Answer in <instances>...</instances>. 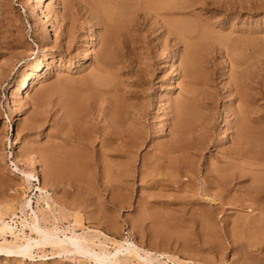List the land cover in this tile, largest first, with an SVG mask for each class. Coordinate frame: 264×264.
Listing matches in <instances>:
<instances>
[{"label": "rangeland", "instance_id": "1", "mask_svg": "<svg viewBox=\"0 0 264 264\" xmlns=\"http://www.w3.org/2000/svg\"><path fill=\"white\" fill-rule=\"evenodd\" d=\"M33 3L0 0V209L6 216L13 211L20 215L26 198L36 207L37 181L28 188L17 166L41 180L59 226L139 244L164 254L168 264H264V226L253 225L264 217L259 208L264 199L245 195L255 175L264 178V0H47L41 6L47 24ZM106 9L116 13L112 26L105 23ZM189 49L192 62L186 69ZM43 53L50 54L45 70L26 92L15 94ZM99 79L110 85L112 100L122 104L125 123L118 129L132 134V152L124 151L125 139H119V149L102 155L100 142L84 146L88 158L100 159L104 167L88 169L78 184L66 171L52 172L47 159L56 149L77 147L74 136L91 126L69 122L62 102V95L70 94L65 85L78 84L85 99L94 95L89 86ZM108 102L109 96L106 108ZM237 119L260 126V144L244 158L228 153L234 148L231 126ZM103 121L93 120L96 136L107 124ZM174 145L178 147L172 150ZM224 171L233 177L227 188L216 181L207 186L208 174L224 176ZM127 172L128 177L121 176ZM241 173L246 177L239 178ZM64 202L80 217H59ZM15 220L20 227L21 219ZM46 251V260L0 255V264H94Z\"/></svg>", "mask_w": 264, "mask_h": 264}, {"label": "bare ground", "instance_id": "2", "mask_svg": "<svg viewBox=\"0 0 264 264\" xmlns=\"http://www.w3.org/2000/svg\"><path fill=\"white\" fill-rule=\"evenodd\" d=\"M45 1H47V0H34V3L33 4L35 5V7L37 9L36 15L38 17H42L43 20H45V23L47 24L48 23L46 21L47 20V13H46V15H44V12H42V8H41L42 4H44ZM97 5H99V4H97ZM102 7H103V5H102ZM105 12H106V14L103 13V14L107 15L106 18L104 19L105 20V23L107 25H109V26H112V24L114 23L113 22V19L115 18V17L113 18L112 16L114 15L115 12L113 13V15L110 12L108 13V10L105 11ZM103 17H105V16H103ZM178 24L181 25V23H178ZM74 25H73V27H74ZM50 26L47 27L46 29L52 31ZM172 26H173V24H172ZM186 27H188V26H186ZM50 31H47L46 33L43 34L45 40H47V38L49 37ZM181 34H183V33L181 32ZM197 46H198V44H197ZM192 52H193V50L192 49H189L188 52H187V54H186V65H185L186 69H188L190 67V65H191V62H192ZM49 55L50 54H47V53L41 54L39 56V58L36 59V61L33 62L30 65L29 71H28L27 75L24 76L22 78V80L18 82V85L15 87V90H14V93L15 94H19V93L25 91L27 89V87L30 85V83L33 82L35 80V78L38 76V74H39L38 72L45 70V68L47 66L46 62H47L48 58L50 57ZM102 57H103V55H102ZM103 58H101V59H103ZM106 58H107V56H106ZM172 66H173V63H172ZM97 68L98 69H103L101 64H98V67ZM104 69H105V67H104ZM89 78L91 79V76ZM107 79H108V77H107ZM109 79H111V78H109ZM100 81H101V84H100ZM92 82H91V84L89 82V84H90L89 90L91 89L90 91H93V94L94 95H91L90 96V93H89L88 98H85V99H84V97H81V95H80V93H82L84 89L80 88L79 86L76 87L78 84L77 85L75 84L76 86H74L72 83H70L69 85L67 83L68 86L65 85L67 87V89H68V91H69L70 94H68V95H65V94L62 95L63 96L62 97V102H63V109L67 113V115H68L67 117H69L70 120H71V121L69 120V122H72L73 121V123H76V124L78 122L83 123V124H87V122H88V124L90 123L91 126H90V128L85 129V131L83 133L79 132L81 134H79L77 137L76 136H74L75 138L72 137L74 139L73 142H76V141L78 142V143L76 142L77 143V147H72L71 149H68V150H63L62 149L63 152L58 151V149H56L57 151L55 150L56 152H54L52 155H50L49 158L47 159L48 160V163H49V166L52 169V172L55 171V173H56V172H59V171H66V173H68V175L71 177V179H76V182H77L78 179H83V178L85 179V177H86L85 172H87V171L89 172V170L93 171V170L98 169V167L103 166V163L101 161H99L100 159L99 160H95V159H91L90 157L88 158V155H86L87 153L84 152L85 151L84 149L86 147L89 149V147H91L90 145H92V144H95L96 145L97 142L98 143L100 142L101 143V146H102L101 149H103V151H104V152H100V154L102 155V153H105V151H107V150H108L107 152H109V151H113V150L119 149V146H120L119 145V142H118L119 139L120 140H124L125 139L124 141H122V143L123 142L125 143L124 144V148H123L124 151H126L127 153H130V154L132 152V134L130 132H128L127 130H120L121 127L124 126V123H125L123 121L124 123L122 124V119H123L122 115H123V112H124L123 109H122V107H121L122 104L119 105L116 102V100H112V97L113 96L110 94L111 90H110V88L108 89V87H110V85L108 83L106 84L107 81L104 82L103 79L102 80L99 79L96 83L95 82L92 83ZM101 85H103V86H101ZM82 86H84V85H82ZM186 87H187V85H186ZM186 89H188V88H186ZM81 90H82V92H81ZM64 91H66V90H64ZM108 96L110 97V102L111 103L108 102L109 105H108V108H106L104 106V103L106 102V97H108ZM97 105H98V109L96 108ZM93 114H94V116H93ZM95 115H96V117H95ZM100 118H102V120H104L103 122L107 123L106 124L107 126L104 125L105 123L102 124V125H104L103 131L102 132H99L100 134L98 136H96V134H97L96 133L97 132V128H96L97 125L96 124L97 123L93 122V120L98 121V120H100ZM180 123L181 124L179 125V129H181V131H182V129L184 127V122H180ZM83 124H82V126H83ZM130 125H131V122H130ZM118 127H120V129H118ZM231 127H233V129H234V133L232 134V136L230 138L231 139V142L234 145V148L232 150L230 149L231 151L228 152L229 153V156H233L235 158H240V157L244 158L243 157L244 154H247V152H249V151L251 152V150H249V149H251L252 147L255 148V147H257L260 144V141H258V138L256 136V133H257V130H256L257 128L256 127L260 128V126L257 125L256 127H253V126H251V123L249 121H246V120H243V119H237L236 121H234L232 123V126ZM100 137H102V138L100 139ZM225 138H226V135H224L223 139H225ZM98 139H100V140L98 141ZM67 140H70V139H67ZM228 141H229V139H228ZM69 142H71V141H69ZM122 143H120V144L123 145ZM64 145H66L65 147L67 148V144H64ZM64 145L63 146L61 145V146L64 147ZM81 145H83V147H81ZM105 145H107V146H105ZM61 146H59V148H62ZM84 146H86V147L84 148ZM203 146L204 145H200V147H203ZM69 147L70 146H68V148ZM173 147L174 148H177L178 146H176V147H175V145L174 146H170V148H173ZM66 148H64V149H66ZM82 148H84V149H82ZM174 148L172 150H174ZM92 151L93 152L95 151L93 147H92ZM186 154H187V152H186ZM31 155L33 156V154H31ZM29 156H30V154H29ZM103 156H104V154H103ZM105 156H106V154H105ZM219 157H221V156H219ZM30 159L33 160L32 162L30 160L31 163H33V162L36 163V159L35 158H33V157L30 156ZM104 162H105V160H104ZM254 163H255V161H254ZM35 168H36V166H35ZM105 168H106V166H105ZM21 169H19L16 166V170H18L17 172H19L20 173L19 175H21L22 178H24V181L28 184V188H31L34 185L32 183L33 181H37V184L35 183V186L33 187L38 192L37 193V198H36L37 202H36V205H35L36 207H34L33 201L30 198H28V199L26 198V199H24V200H22L20 202L19 212H20V215L21 216L19 215L18 212H14V211L9 216H6V213H4L0 209V255L2 257L3 256L4 257H14V258H17L18 261L20 260V258L21 259H24V260L27 259V261L28 260H34V259H37V258H38V260H43L44 258H46V257L49 256L48 251H46V249L50 248L51 251L49 253H51L52 255H61V254L68 255V254H73L75 257H81V258H83L85 260L91 259L94 262V264H168L167 261H163V259L165 258L164 257V254L157 253V252H152V250H150V249H145L142 246L140 247L139 244L137 245L136 243H133V242H126V243L123 242V243H121V241L118 242L119 240L116 241L115 239L113 240L112 238L111 239L110 238L107 239V237H106V239H105L104 236L102 237L104 240H101L98 237L99 235H94V234L91 235V234L87 233L85 230L82 233H77L76 231L79 230V229L77 228V230H76V228H75L74 225H65V226H61L60 225L59 226L58 225L59 218L55 215L56 213H54L57 210L56 211L54 210V204L51 201L52 199L50 198L51 196L48 193V191L42 186L41 180L37 177V175L34 172H29V171H25V170H21ZM253 169H254V167H253ZM186 170H187V168H186ZM221 173L222 172H219L218 175L213 174V173L208 174L209 177H211V179L209 180V182H207V186H208L209 183H211L210 184V187H211L212 183H214L216 181L218 184H220V186L223 185L225 188H227L230 185V183H232L233 177L231 175L229 176L227 174L224 175L225 174V171L223 173L224 176H220ZM175 174H177V173H175ZM256 174H257V172H256ZM129 175L130 174L128 172L127 173H124L123 175L121 174L122 177H124V176H127L128 177ZM260 175L259 176L258 175L257 176L255 175L253 177L254 178L253 181H252L253 185L249 189H247L245 191V193H246L245 195L248 196L249 199H254V200L264 199V185L262 184V182L264 181V178H262ZM244 176L246 177V175L244 173L239 174V178H243ZM73 182H75V181H73ZM118 182H117V184H118ZM114 183H115V181H114ZM205 186H206V184H205ZM205 186H204V188H205V190H207L208 193H209V191H212V190H208V189H212V188H210V187L207 188ZM99 196H100V194H99ZM157 198H159V196ZM76 200H77V198H76ZM110 201L113 202V200H110ZM41 202H43V204H45L46 206L41 208L40 207V203ZM253 203L255 204L257 202H253ZM68 204H66L64 202V204L62 205L63 207H61L62 210L63 209L64 210L63 211L61 210L62 213L60 214L59 217L65 216V215L68 216L67 214L72 215L75 218L76 217H80L79 210H75L76 208H74V206L71 207L70 206V203H68ZM196 207H198V206H196ZM259 208L264 209V202L262 203V205H259ZM199 210H201V209H199ZM160 212H161V210H160ZM15 218L21 219L19 221L20 222V227H19V224H17L18 221H16ZM252 219H253V217H252ZM252 219H249V222L250 223H251L250 220H252ZM253 221H255V217H254ZM75 222H77V223L79 222V224H81V220L80 221L75 220ZM249 222H247V226H249V224H248ZM226 223H227V219H226ZM226 223H225V225H226ZM256 223L258 225L264 226V217H262V216L261 217H258L256 219V221L253 222V225L256 224ZM228 224H229V222H228ZM236 225L239 226V224H236ZM245 225H246V223H245ZM253 225H251L250 227L252 228ZM256 225H254V226H256ZM229 226L231 227L232 225H228V227ZM247 226H245V228H248ZM226 228H227V225H226L225 229ZM243 229H244V227H243ZM252 230L254 231L255 229H252ZM252 230H251V232H253ZM96 231H91V232H96ZM227 231H228V229H227ZM230 231H232V228H231ZM233 231L231 232V234L233 233ZM98 232L99 231H97V233ZM202 232H204V231H202ZM248 232H250V231H248ZM256 233H257V231H256ZM99 234H100V232H99ZM206 234H207V232H206ZM252 234H251V238H255V236H256L255 235V231H254V235L255 236L253 235L254 237H252ZM107 241L108 242L109 241L112 242L111 245L112 244L114 245V246H112L113 247L112 250L109 249L110 247L109 248L107 247L108 246V242ZM140 242H142V241H140ZM262 242H264V241L262 240ZM148 247H149V245H148ZM152 248H153V246H152ZM167 258H168V256H167ZM44 260H46V259H44ZM20 261H22V260H20ZM92 261H90V262H92Z\"/></svg>", "mask_w": 264, "mask_h": 264}]
</instances>
